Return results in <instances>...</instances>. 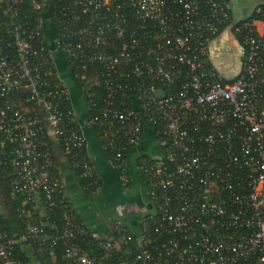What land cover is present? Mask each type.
<instances>
[{
	"label": "built area",
	"instance_id": "obj_1",
	"mask_svg": "<svg viewBox=\"0 0 264 264\" xmlns=\"http://www.w3.org/2000/svg\"><path fill=\"white\" fill-rule=\"evenodd\" d=\"M259 21L234 20L229 0H0V149L12 145L15 193L27 200L44 193L49 206L63 194L48 139H63L80 176L96 183L90 160L80 159L83 125L64 107L70 93L59 54L81 82L88 124L116 161L138 145L146 125L163 145L159 157L140 159L152 204L140 236L123 226L122 238L92 232L103 250L95 258L76 241L89 230L65 211L60 233L47 234L54 223H32L19 240L60 244L67 264H120L121 242L133 240L129 264H264ZM225 29L245 49L233 80L210 59L209 43ZM17 242L0 228V264H22Z\"/></svg>",
	"mask_w": 264,
	"mask_h": 264
},
{
	"label": "crops",
	"instance_id": "obj_2",
	"mask_svg": "<svg viewBox=\"0 0 264 264\" xmlns=\"http://www.w3.org/2000/svg\"><path fill=\"white\" fill-rule=\"evenodd\" d=\"M229 1L232 17L237 21L249 18L256 7L264 4V0ZM48 35L50 38L53 36L51 29ZM209 51L212 66L223 77L225 74L229 78L239 74L245 49L238 35L225 29L211 39ZM67 68L70 69L66 62L63 66L57 64L61 80L69 90L77 121L83 125L86 154L94 167L96 188L94 192L87 190L60 143L53 140L52 151L63 185V199L90 233L93 232L100 238L113 237L120 233L119 229L123 226L138 237L146 215L152 211V204L147 195V179L141 169L140 159L143 156L159 157L163 145L158 140L155 127L146 125L140 142L127 152L124 158L123 174L113 155L103 146L97 129L88 124L89 110L81 86L74 74L73 80L66 77ZM32 202L35 204L34 212L44 216L46 210L41 194H37ZM33 263L40 264L37 261Z\"/></svg>",
	"mask_w": 264,
	"mask_h": 264
},
{
	"label": "trees",
	"instance_id": "obj_3",
	"mask_svg": "<svg viewBox=\"0 0 264 264\" xmlns=\"http://www.w3.org/2000/svg\"><path fill=\"white\" fill-rule=\"evenodd\" d=\"M260 11L257 7L254 9L250 19H257L264 21V4H261ZM54 17L46 20V26H49L54 22ZM225 77V78H224ZM225 80H233L236 77H227L224 75ZM81 85V82H79ZM24 93L18 92L15 95V100L17 101V107H20L18 100L24 99ZM28 105V104H27ZM64 107H72L71 101H67ZM157 130V128H156ZM159 138V135L157 136ZM45 139H48L45 135ZM49 143L52 145V140L48 139ZM59 143L63 146V139L60 138ZM12 149L11 144H7L6 147L0 149V228L8 234L9 237L17 239L16 244V255L22 262V264H34L33 262H40V264H67L65 259V247L57 244L54 247H50L48 244L42 243L38 239H29L27 241H20L21 235L27 230V227L32 223H54L55 228H50L46 226V232L49 235L60 233L62 230V223L64 212L74 211L70 206L64 201L63 194L59 196L56 204L54 206H49L48 201L45 198L44 193L41 194V199L43 205L45 206V215L42 216L37 212H34V203L32 200H27L23 194L15 193L12 188V177L14 173V167L12 166L13 155H11L10 150ZM110 154L111 151L106 149ZM71 165L78 175H81L80 166L75 164L69 156H67ZM88 158L86 154V149L84 147L83 151L80 153V159ZM115 160V159H114ZM121 172L124 174L123 162L116 161ZM81 177V176H80ZM82 183L86 186L89 192H94L96 188V183L92 185V181L86 180L81 177ZM96 182V180H95ZM76 220L80 223L81 220L76 216ZM82 223V222H81ZM122 231L115 236L117 238L121 237ZM116 238V239H117ZM77 244L80 248L84 249L87 253L95 258H99L103 254V250L98 246V240L92 237L91 233L85 235H79L76 239ZM136 244V240L129 241L127 244H120L119 250L116 252L115 257L119 260V263L123 264L127 262L128 264L133 259V251Z\"/></svg>",
	"mask_w": 264,
	"mask_h": 264
},
{
	"label": "rangeland",
	"instance_id": "obj_4",
	"mask_svg": "<svg viewBox=\"0 0 264 264\" xmlns=\"http://www.w3.org/2000/svg\"><path fill=\"white\" fill-rule=\"evenodd\" d=\"M57 58H56V63L59 65V66H63L64 65V63H65V58L62 56V55H57L56 56ZM238 61H239V59H238ZM65 69V68H64ZM66 74H68V76L66 75V77H68V78H70V79H74V77H73V73L70 71V69H68L67 68V72H66Z\"/></svg>",
	"mask_w": 264,
	"mask_h": 264
},
{
	"label": "flooded vegetation",
	"instance_id": "obj_5",
	"mask_svg": "<svg viewBox=\"0 0 264 264\" xmlns=\"http://www.w3.org/2000/svg\"><path fill=\"white\" fill-rule=\"evenodd\" d=\"M231 33H232V31H231Z\"/></svg>",
	"mask_w": 264,
	"mask_h": 264
}]
</instances>
